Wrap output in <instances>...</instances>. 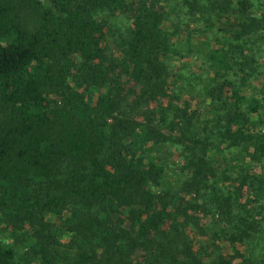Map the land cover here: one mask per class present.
<instances>
[{"label":"trees","instance_id":"obj_1","mask_svg":"<svg viewBox=\"0 0 264 264\" xmlns=\"http://www.w3.org/2000/svg\"><path fill=\"white\" fill-rule=\"evenodd\" d=\"M258 10L0 0V225L23 249L0 236V264H252L250 240L264 237ZM115 12L130 21L112 33L101 15ZM184 49L204 53V75L176 70ZM223 149L237 160L222 171L211 154ZM200 213L215 216L213 250L192 235Z\"/></svg>","mask_w":264,"mask_h":264},{"label":"rangeland","instance_id":"obj_2","mask_svg":"<svg viewBox=\"0 0 264 264\" xmlns=\"http://www.w3.org/2000/svg\"><path fill=\"white\" fill-rule=\"evenodd\" d=\"M202 2H204L205 0H200ZM262 1L264 0H254V7L256 8V12L257 13H261L260 9V5H262ZM264 12V11H263ZM101 17L105 20L107 26L109 27L110 31L116 32L117 30H121L124 26H126L129 23V17L125 14H121L118 12H115L114 14H103L101 15ZM108 40H109V46L111 48L109 49H113V45H112V41H111V37L108 35ZM195 48V46H193ZM186 49H184L183 51V55L180 56L179 58L177 57V55L175 56L174 61V65L176 66V70H180L181 68L183 69V71L187 72L190 74L191 72L193 73V75H204L205 71L203 70V68H205L206 64H207V60L206 57L204 56V53H191V54H186L185 53ZM186 62V63H185ZM184 67H181V66ZM188 74V75H189ZM199 85V84H198ZM184 94V93H183ZM200 107L199 109H201V106H204L203 103H199ZM205 111H203L202 113H200V117L205 119V116L208 117V113L206 111V107H203ZM203 114L205 116H203ZM201 134H204L201 133ZM200 136V135H199ZM236 151L237 149H230V150H216V151H212V159L214 162V165H216V169L219 170L220 168H222L223 170L228 169L229 167L232 166V163H228V162H236L237 158L235 157L236 155ZM174 153V152H173ZM170 154V155H173ZM169 155V156H170ZM173 162L175 164L176 161L180 162V158L181 156L178 155H174L173 156ZM233 162V163H234ZM255 167V166H254ZM231 171V170H229ZM231 176L233 175L232 173H229ZM181 177H185L184 174H181ZM260 205H262L261 209L258 211L259 213V219L260 216L264 213V194H262V199H261V203ZM211 213V212H210ZM210 213L202 215L200 213V218H201V225L203 226V233H195L192 232V235L199 240V242H201L203 244V248L205 250H213L214 246L211 244L210 240H211V231L215 228V216L211 215ZM262 223V221H261ZM0 236L1 237H9V242H14V238L9 236V231H7L5 229V227H3L2 225H0ZM18 239L15 240L14 242V248L17 251V255L18 254H22L23 249L21 248L20 244L17 242ZM250 244L252 245V252H253V257H252V264H257L259 257L261 256V253L264 251V237L262 235L261 232L257 233V238H254L252 240H250ZM207 260V259H206ZM208 261V260H207Z\"/></svg>","mask_w":264,"mask_h":264}]
</instances>
